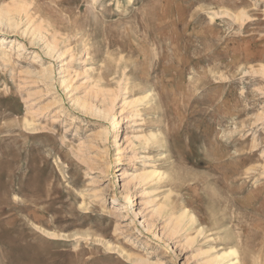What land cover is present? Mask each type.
<instances>
[{
    "label": "rangeland",
    "instance_id": "rangeland-1",
    "mask_svg": "<svg viewBox=\"0 0 264 264\" xmlns=\"http://www.w3.org/2000/svg\"><path fill=\"white\" fill-rule=\"evenodd\" d=\"M3 10L0 264H264V0Z\"/></svg>",
    "mask_w": 264,
    "mask_h": 264
},
{
    "label": "bare ground",
    "instance_id": "bare-ground-1",
    "mask_svg": "<svg viewBox=\"0 0 264 264\" xmlns=\"http://www.w3.org/2000/svg\"><path fill=\"white\" fill-rule=\"evenodd\" d=\"M17 11V10H16ZM15 10H3L2 12H0V22L5 20L8 24L9 28H16L17 27V23L15 22V14H18V11L16 12ZM106 114V113H105ZM119 137H117L115 139V146H118L120 141L118 139ZM235 258V262H233L232 264H241L239 257H238V252L235 249H230L228 251H225L220 257L219 259L221 260H226L229 258ZM230 260V259H229Z\"/></svg>",
    "mask_w": 264,
    "mask_h": 264
}]
</instances>
